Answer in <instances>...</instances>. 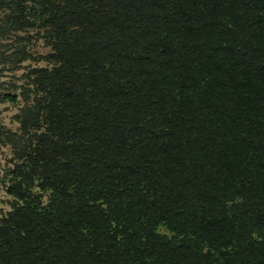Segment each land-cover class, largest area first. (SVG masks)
I'll list each match as a JSON object with an SVG mask.
<instances>
[{
  "label": "trees",
  "instance_id": "trees-1",
  "mask_svg": "<svg viewBox=\"0 0 264 264\" xmlns=\"http://www.w3.org/2000/svg\"><path fill=\"white\" fill-rule=\"evenodd\" d=\"M3 104L0 264H264V0H0Z\"/></svg>",
  "mask_w": 264,
  "mask_h": 264
},
{
  "label": "rangeland",
  "instance_id": "rangeland-1",
  "mask_svg": "<svg viewBox=\"0 0 264 264\" xmlns=\"http://www.w3.org/2000/svg\"><path fill=\"white\" fill-rule=\"evenodd\" d=\"M33 53L37 55H45L48 53V48L45 47L42 41H37L31 47ZM23 65L34 66V64L26 62ZM45 64L40 62L36 64L38 67H43ZM19 74V73H18ZM19 106H11L9 104L0 105V123L10 129H15L16 125L12 122V116L17 112ZM10 157V151L8 148H3L0 150V166L5 164L6 159ZM8 200L9 198L0 189V216L8 210Z\"/></svg>",
  "mask_w": 264,
  "mask_h": 264
}]
</instances>
